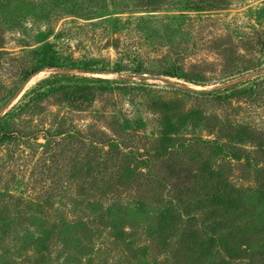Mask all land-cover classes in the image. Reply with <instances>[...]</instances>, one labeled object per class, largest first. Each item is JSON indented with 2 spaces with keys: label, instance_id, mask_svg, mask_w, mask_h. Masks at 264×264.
<instances>
[{
  "label": "rangeland",
  "instance_id": "374dc122",
  "mask_svg": "<svg viewBox=\"0 0 264 264\" xmlns=\"http://www.w3.org/2000/svg\"><path fill=\"white\" fill-rule=\"evenodd\" d=\"M8 115L0 264H264V0H0Z\"/></svg>",
  "mask_w": 264,
  "mask_h": 264
},
{
  "label": "trees",
  "instance_id": "16d2710c",
  "mask_svg": "<svg viewBox=\"0 0 264 264\" xmlns=\"http://www.w3.org/2000/svg\"><path fill=\"white\" fill-rule=\"evenodd\" d=\"M11 4H6L5 7H4V11L8 14H11V15H14V16H18L19 14L15 13V10H17L16 8H18L15 3L13 2H10ZM26 8V7H24ZM23 8H21L22 10ZM20 10V9H19ZM34 9L33 7L31 6L30 7V11L32 12ZM29 11V12H30ZM19 12V11H18ZM5 16V15H4ZM7 16V15H6ZM49 34H50V31H45V32H41L37 37H36V41L37 42H42V41H45L48 37H49ZM26 45V44H25ZM51 44L49 43H45L42 47L39 48V51L41 53V60L43 62H51V60H53V57L50 55V53L46 50V47L50 46ZM44 51V52H43ZM88 66V65H87ZM137 69L134 70V72L136 73H141V72H144L143 69H140L139 65L138 67H136ZM35 71L38 70L37 69H34ZM102 70V69H100ZM180 70V66L179 65H176V64H172L171 66L159 71L158 73L160 74H167V75H170V76H178V74H180L178 71ZM30 72L26 71V76L29 74ZM25 76V77H26ZM181 76V75H180ZM182 77H184L186 80L188 81H191V80H195V79H192V77L188 76V75H182ZM197 80V79H196ZM196 82V81H194ZM199 94L201 95H209L210 92H204V91H201L199 92ZM217 98H220L219 95H216ZM225 97V96H223ZM10 120V115L7 116V118H0V141L1 140H6L7 138L9 137H12L14 138L15 135H13L14 133V129L11 127V125L9 124V121ZM183 122V119L180 118L179 119V123H177L176 126H180V124ZM187 172L186 173H189L191 175V169H188L186 170ZM147 176V175H146ZM192 176V175H191ZM189 177V175H188ZM179 178V176H178Z\"/></svg>",
  "mask_w": 264,
  "mask_h": 264
}]
</instances>
